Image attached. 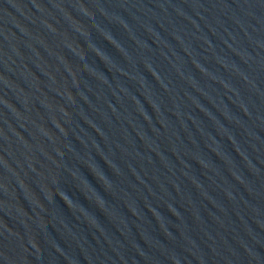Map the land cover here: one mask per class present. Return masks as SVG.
I'll use <instances>...</instances> for the list:
<instances>
[{"label": "water", "instance_id": "obj_1", "mask_svg": "<svg viewBox=\"0 0 264 264\" xmlns=\"http://www.w3.org/2000/svg\"><path fill=\"white\" fill-rule=\"evenodd\" d=\"M0 264H264V0H0Z\"/></svg>", "mask_w": 264, "mask_h": 264}]
</instances>
